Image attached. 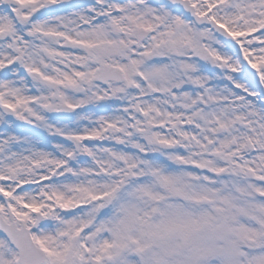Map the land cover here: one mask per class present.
I'll use <instances>...</instances> for the list:
<instances>
[{
  "label": "rangeland",
  "instance_id": "1",
  "mask_svg": "<svg viewBox=\"0 0 264 264\" xmlns=\"http://www.w3.org/2000/svg\"><path fill=\"white\" fill-rule=\"evenodd\" d=\"M45 1L0 0L3 218L45 217V264H264V0H190L252 77L168 2L55 0L67 10L28 22ZM134 28L151 34L106 61L123 81L95 82L91 47ZM17 257L0 233V264Z\"/></svg>",
  "mask_w": 264,
  "mask_h": 264
},
{
  "label": "water",
  "instance_id": "2",
  "mask_svg": "<svg viewBox=\"0 0 264 264\" xmlns=\"http://www.w3.org/2000/svg\"><path fill=\"white\" fill-rule=\"evenodd\" d=\"M76 1V0H73ZM78 1V0H77ZM173 3L177 4L180 8H182L189 16L194 17L198 23H206L213 27V29L220 35V37L224 38L229 44L233 45L239 52V46L237 42L233 39V37L223 28L218 25L214 20H208L206 16H198L194 13L193 6L189 5L188 0H171ZM149 35V31L145 29H135L133 32V36L138 39V41L143 40L145 37ZM133 45V43L128 46H123L121 49H128ZM93 51L97 53L96 62L99 64V68L97 74L95 76V80L107 83L108 80H114L115 82L123 81V76L119 69L107 65L104 63V59L109 56L115 54L117 51L113 50V46L110 45H100L95 46ZM197 55L201 59H206L207 54L203 49L197 50ZM244 66L246 73L249 76H253L254 72L252 68L249 66L247 61L244 60ZM71 111V108L65 106L63 108V112L68 113ZM36 220L32 224L30 228H27L25 225H22L20 228L18 227V222L13 221V216H10L12 220L11 223H8L3 219L2 215H0V231L4 233L11 243L19 250V260L20 264H43L45 262V253L41 250L32 240L31 230L33 227H36L42 220L43 216L40 213H36ZM92 264H98V261L91 260Z\"/></svg>",
  "mask_w": 264,
  "mask_h": 264
},
{
  "label": "bare ground",
  "instance_id": "3",
  "mask_svg": "<svg viewBox=\"0 0 264 264\" xmlns=\"http://www.w3.org/2000/svg\"><path fill=\"white\" fill-rule=\"evenodd\" d=\"M158 57L161 58L160 55H159ZM168 57H169L171 63L174 64V62H173V61L171 60V58H170L171 56L168 55ZM162 58H163V57H162ZM13 70H14V69H13ZM153 71H154V70H151V72H153ZM155 72H157V71H155ZM154 77H155L156 79H159V78H161V74H159V73H155V74H154ZM162 86H165V84L163 83ZM172 91H177V90H176L175 88H173V89H169V93L172 92ZM178 91H179V90H178ZM153 165H154V163H153ZM155 167L158 168L159 165L156 164ZM176 186H177V185L172 184V186H170V189L173 188V187H176ZM41 202H43V201L41 200ZM68 256H69V257H73V254L69 252V253H68Z\"/></svg>",
  "mask_w": 264,
  "mask_h": 264
}]
</instances>
